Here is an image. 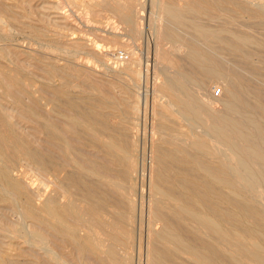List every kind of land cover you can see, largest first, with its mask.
Segmentation results:
<instances>
[{"label": "bare ground", "instance_id": "6f19581e", "mask_svg": "<svg viewBox=\"0 0 264 264\" xmlns=\"http://www.w3.org/2000/svg\"><path fill=\"white\" fill-rule=\"evenodd\" d=\"M179 1L102 4L116 19L119 33L107 32L112 40L134 42L147 34L155 57L146 238L137 261L264 264V0ZM2 18L0 11L7 23ZM125 57L118 55L122 63L113 71L134 76L136 93L127 92L123 103L104 86L95 97L89 90L86 97L70 92L74 79L84 84L78 66H50L65 74L62 83L39 92L17 68L0 64V207L30 221L29 233L21 224L12 229L25 237L35 264H131L138 175L133 130L140 105L147 109L138 84L147 85L149 67L143 71L139 60ZM211 86L219 87L216 97ZM22 96L51 105L49 116L24 105ZM6 99L14 113L1 102ZM17 121L34 123L32 133H20ZM23 165L57 182L59 191L34 204L18 179ZM60 244L72 249L71 261L55 251ZM4 257L0 264H29Z\"/></svg>", "mask_w": 264, "mask_h": 264}, {"label": "rangeland", "instance_id": "374dc122", "mask_svg": "<svg viewBox=\"0 0 264 264\" xmlns=\"http://www.w3.org/2000/svg\"><path fill=\"white\" fill-rule=\"evenodd\" d=\"M104 1L105 0H0V11L3 17L2 19L5 18L4 20L7 22L1 23L0 21V64L4 67H7V69L17 68L19 72H21V74L24 76L25 84L27 81L32 82H29L32 85V89L29 87L28 88L31 90L36 89L39 92H41V90H44V87H50L53 85L54 87H58L62 83L61 77L65 74H62V72L60 71L51 70L50 66H57V69L60 66L62 68L63 65L78 66V68L81 70V77L83 78L82 82H84V84L80 83V80L78 81L74 79L72 83L74 84V86H76H72L70 92L79 97H86L88 93L89 96L95 97L99 94L97 92L103 90L102 86H104L110 90V94L113 97L116 96L114 99L118 100L117 102L121 103H123V101L121 100H127L129 96L127 92L136 93V88L133 85L134 76L130 78L131 76L128 77L126 75H121L113 71L115 69H118V66L122 63L116 60L118 55L125 54L126 57H131L135 61L139 60L141 67L145 65L149 67L147 73L148 78L146 80L147 85L145 84V81L143 82V79L139 81L141 84H138V86H140L141 88L139 93L143 92V94L145 95L144 92L146 91L147 109H145L143 104L140 105V113L138 114L137 119H135L136 129L133 130V134L136 135H133V139L136 146L135 164L138 165V175H136L134 179L136 196L134 197V210L132 213L133 216L131 222V230L134 235V246L132 245V247H130L127 252L131 257V264H138L137 260H139V256L140 259L144 258L146 238V201L148 199V187L146 184H148L147 178L149 172H147V170L150 166V159L148 158V154L150 153L148 151L150 150L149 142H151V133H149L151 131L149 126V124L151 123V106H149V104H151L152 101V95L150 94H152L153 71L151 69H153L152 65L154 64L153 60L155 59V57L153 52L154 50H152V42H150V40L147 41L150 45L146 42V40L148 39H146L147 34L145 35V38H142L144 40L140 39L134 42L126 38L120 39L118 41L112 40L107 32L119 33V30L117 29L116 19L113 18L111 14L108 13V11L104 10L102 6ZM185 3L186 0H180L178 2L180 6H183ZM20 22L23 23L25 27L27 26L34 28L37 32H34L33 34V32L31 31L32 28H30V30L29 28L23 29ZM146 29H144V31L147 32L149 28ZM15 45L16 47H14ZM77 46L79 47V49ZM129 51L131 54L128 53V55L127 52ZM140 56L142 59L140 58ZM147 58L149 59L147 60ZM144 69L145 67H143V71ZM0 79H2L1 73ZM85 85L87 86V88L88 86L93 87L86 90ZM216 87L211 86V92L214 91L215 97L218 95L219 91V87ZM92 88L97 90L90 91L92 90ZM11 89L13 90V88ZM205 89L209 90L210 87H207ZM88 90L89 92L87 93ZM117 91H119L120 94H118L119 92L117 93ZM1 92L2 91L0 89V93ZM92 93L94 95L95 93H97V95L94 96ZM36 95L34 96L37 97ZM117 95L119 98L121 96V98L119 99ZM209 95H211V93L208 94V96ZM21 100L25 101L23 102L24 105L35 108L37 112L42 113L46 117L49 116L51 109L49 106L51 105L45 106L44 102L42 101V105L37 106L33 104L30 98L24 96H22ZM1 102L4 106L6 105L5 107L8 111H15L13 110L15 109L14 104L10 99H6ZM122 105L123 104H121V106ZM119 106L120 105H118V107ZM114 110L117 111L118 109L109 111L117 113ZM140 114L141 116H143L141 117ZM143 118L146 119V121ZM116 120L117 119H112L113 122H116ZM17 122L18 129L22 134L32 133L31 129L35 127L34 123H30L28 121ZM142 126L146 129L142 130ZM37 136L40 138L42 137L41 134H37ZM148 137L150 138V140H148ZM143 143L144 146L142 145ZM142 148L144 149L143 153L141 152ZM146 165L149 166L147 167ZM27 166L28 165H23L24 168L20 169L25 174L23 180L21 177H19L18 179H21L20 181L22 182V187L24 188L23 190L28 194H31H29V196L31 197V200H34L32 201L34 204L43 202L47 196L52 194V192L54 193L59 191V189L57 188V182H54L52 179L42 173V175H40V172L35 169L34 171L33 167ZM142 166L144 167L142 168ZM142 173L144 176H142ZM29 178L31 180H29ZM142 184L145 185L143 186ZM142 188H144L143 191ZM64 202V199H61V203ZM18 214L19 212L16 210H10L5 207H0V219L2 220V224L5 225H2V227L3 229L6 227L4 230H8H0V255L3 257L5 256L4 258L13 261L24 260L26 262H29V264H32L34 263V260L36 261V259L34 258V252H29V245L24 242L25 237L16 234L12 228L21 224L23 226L22 227L20 225L22 230L26 233H29L33 230V226L31 225L30 221L27 222L22 218L20 219L21 215ZM21 221H24V223L22 224ZM81 233L84 234L85 231H81ZM139 247L141 250L139 249ZM58 248L59 249H56L55 251L58 252L57 254L61 257V259H63V261L72 260L73 252L69 246L60 244V247ZM69 249H71V251ZM41 254V252H37L36 258L42 257L40 256ZM85 262L87 261L85 260ZM87 264L92 263L87 262Z\"/></svg>", "mask_w": 264, "mask_h": 264}]
</instances>
